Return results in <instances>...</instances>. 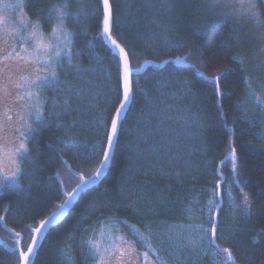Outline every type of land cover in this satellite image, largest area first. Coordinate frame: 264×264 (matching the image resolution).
<instances>
[{"label":"trees","instance_id":"16d2710c","mask_svg":"<svg viewBox=\"0 0 264 264\" xmlns=\"http://www.w3.org/2000/svg\"><path fill=\"white\" fill-rule=\"evenodd\" d=\"M65 2L73 14L83 10L65 21L71 45L62 41L80 70L55 62L58 85L33 92L42 118L18 182L0 191V264H21L39 224L98 170L123 97L100 0H24V12L51 37L56 20L45 22L47 9ZM111 3L112 34L130 67L169 61L132 74L133 101L110 169L51 228L33 264H97L90 239L102 251L130 241L158 264H264V108L246 87V79L254 87L259 80L241 31L208 0ZM20 236L21 251L3 244L15 247Z\"/></svg>","mask_w":264,"mask_h":264},{"label":"rangeland","instance_id":"374dc122","mask_svg":"<svg viewBox=\"0 0 264 264\" xmlns=\"http://www.w3.org/2000/svg\"><path fill=\"white\" fill-rule=\"evenodd\" d=\"M256 3L260 13L258 20L242 14L236 0H231L227 9L214 10L220 19L232 21L241 31L247 44L243 56L249 71L259 80L255 87L251 85L252 90L264 97V3L260 0ZM34 25L40 24L29 21L24 12V0H0V191L18 182L22 157L16 149L21 143L27 147L28 138L38 122L35 113L39 110L42 114V103L33 92L43 91L44 86H30L28 82L37 76L51 79L50 74L55 70L56 59L48 62L50 53L47 47L37 48L36 45L67 46L62 44V41L67 42L59 33H52L50 37L41 27L34 38L29 37ZM19 36L28 39L21 40ZM17 54L23 59H18ZM28 92L32 93L30 97L26 95ZM21 96L24 99H19ZM252 97L255 99V96ZM21 116L32 130L21 127L24 124ZM104 251L113 252L111 264H118L117 257L122 258L123 264H158L155 256L140 252L134 243L123 239Z\"/></svg>","mask_w":264,"mask_h":264},{"label":"snow or ice","instance_id":"6c2138e0","mask_svg":"<svg viewBox=\"0 0 264 264\" xmlns=\"http://www.w3.org/2000/svg\"><path fill=\"white\" fill-rule=\"evenodd\" d=\"M101 5H102V9H103V29L102 31L104 33H108L110 30V27L112 26V24L114 23V18H113V11H112V7L110 4V0H100ZM231 2V0H210L208 7L210 9H216V10H221V9H227L229 7V3ZM236 3L239 4L240 9H242V14L247 15L250 18H254L257 19L259 18V10L257 8V3L256 0H236ZM260 3H264V0H260ZM70 8V4L65 2L62 4H52L48 7L47 9V14L44 17V20L46 23H51L52 19L55 18L56 20V27H54L52 29L53 33H59L64 41L67 42V45H71L72 43V33L66 31L64 25H65V21L68 19H78L80 15L83 14V10H80L79 13L77 14H73L69 11ZM239 10V9H238ZM39 27H41L40 25H34L33 26V32L29 33V37L34 38L37 35V30L39 29ZM19 39L24 40V39H28V37H24V36H19ZM37 48L40 47H47L48 52L50 53L49 55V61L51 62L53 58L56 59L57 65L59 66L60 62L63 61L64 59H67V63L70 67H74L75 70L79 71V66H74L72 64V48L69 46H65L63 48H59V45H41V44H37L36 45ZM57 48H59V50H57ZM25 52H27V49H24ZM124 57L123 60V77H122V84H123V96H124V101H127L129 99V94H130V87L128 85V76L131 72L130 67L128 66V52H125L123 49L119 50ZM17 58L18 59H23V57H19V55L17 54ZM26 64L28 63L27 61L25 62ZM224 71L221 70L220 75H223ZM52 77H55V72H52L50 74ZM217 78H213L214 83L216 82ZM30 86L34 85L36 87H42V86H46V87H51L54 84L58 85V82L55 81L54 79H49L48 76H44V77H40L37 76L35 78V80L33 81H29L28 82ZM246 83V87L249 90V95L251 96H255L256 102L259 103L261 108H264V97H261L259 94L255 93L254 90H252L251 87V80L246 79L245 80ZM17 87H22V85H17ZM27 96H31L32 93L28 92L26 93ZM19 99H24L23 96L19 97ZM124 101L121 102V107L116 109V117L112 119L111 121V129H110V134L107 135V142H108V147L111 148L115 142V137L117 136L118 133V123H119V116L122 112V109L126 106ZM42 116H41V112L39 110L36 111L35 113V119L37 120H41ZM20 119L22 121H24V117L21 116ZM21 127H26L28 130H32L31 129V125H28L26 121H24V124H22ZM17 131L19 132L20 130L17 129ZM21 135H23V133H20ZM16 152L19 156H21L22 158L27 157L28 155V149L27 147L21 143L20 147L16 149ZM104 159L101 161V164L103 165L104 163H106V161L109 159V151L108 150H104ZM102 168L98 169L96 172V175H99L102 172ZM84 179V178H82ZM72 194L69 193V196H71ZM67 203H65V206H67ZM211 203V202H210ZM59 210L57 211V213L53 214V216L51 217V220H54L56 218V216H58L60 214ZM51 220L49 222H51ZM219 227L218 221L216 222H211V234L212 236H215L216 231ZM196 230L200 233L201 236L204 235V233L207 231L206 229H203L202 226L197 225L196 226ZM37 232L40 231V229H36ZM33 243H35V240H33ZM87 244L90 245V249L89 250L95 258H98L97 260V264H111V260L113 258V252L111 251H102L100 246L98 244H96L95 241L93 240H88ZM29 252H32L33 249L32 247H29L28 249ZM107 255V258H105ZM25 260L28 259V257L26 255H24L23 257ZM118 261V264H123L122 258L117 257L116 258Z\"/></svg>","mask_w":264,"mask_h":264},{"label":"water","instance_id":"95a60500","mask_svg":"<svg viewBox=\"0 0 264 264\" xmlns=\"http://www.w3.org/2000/svg\"><path fill=\"white\" fill-rule=\"evenodd\" d=\"M110 4H111V7H112L111 0H110ZM111 27H110V30H109L108 33H104L103 31H102V33L104 35V38H105L106 42L117 52V54L120 57L121 73H122V77H123V60H124V57H123V54L119 50L123 49L125 52H127V51H126L125 47L113 36ZM102 29H103V24H102ZM167 61H169V60H164V61L160 62L159 64H156L152 60H145L141 64L140 67L132 69L130 67L129 56H128V66L131 69V72H130V74L128 76V85H129L131 91H130V94H129V99L127 101H124V96L122 97V100H121V102L124 101L126 106L122 109V112H121V114L119 116L118 133H117V136L115 137V142H114V144H113V146L111 148L108 147V142H107V146H106L105 150L109 151V159L103 165L100 164L98 169L102 168L103 170H102V172L99 175H96V172H97L96 171L91 176L83 177L84 179H82L81 182L71 192L72 195L71 196L68 195L66 200L64 201V203L58 209H56L55 211L51 212L46 218H44V220L36 228V229H40V231L37 232L36 229H35L33 239H32V241H31V243L29 245V247H32L33 251L29 252L28 251L29 247H28L26 253L24 254V255H26L28 257V259L25 260L23 258L21 264H33L35 262V258L37 256L39 248L43 244V241H44L45 237L47 236V234L49 233V231L51 230V228L54 225H56L57 223H59L61 220H63L69 214V212L74 208L75 204L78 202V200L83 195V193L88 188H90L91 186L98 184L103 179V177L106 175L108 170L110 169V166H111L114 154H115L116 143H117L118 134H119V131H120V128H121L122 120H123L127 110L129 109V107H130V105L132 104V101H133V84H132V78H131L132 74L133 73L142 74L144 72V69H145L146 65L152 66V67H155V68H161L164 65V63H166ZM173 61L177 62L176 60H173ZM122 86H123V84H122ZM120 107H121V103L118 106V108H120ZM115 117H116V112H115L113 118H115ZM110 129H111V126H110ZM109 134H110V131H109ZM103 159H104V156H103ZM220 186L221 185L219 183V189H218V194L219 195L221 193V187ZM220 200L222 201V198H220ZM66 202H69V203H67V206H65ZM219 206L217 207V211H216V214H215V222L218 221ZM59 210H62V211H60V214L58 216H56V218L54 220H51V217L53 216V214L57 213V211H59ZM50 220H51V222H49ZM214 237L215 236H213V238ZM33 240H35V243H33ZM3 244L7 248H9L11 250L19 249L21 251V236H20V239L18 240L17 246H15V247H10L8 245V243H6L5 241H3ZM24 255H23V257H24Z\"/></svg>","mask_w":264,"mask_h":264}]
</instances>
